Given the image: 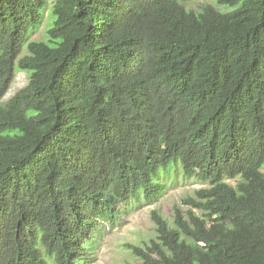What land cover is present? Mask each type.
I'll return each instance as SVG.
<instances>
[{
    "label": "trees",
    "instance_id": "trees-1",
    "mask_svg": "<svg viewBox=\"0 0 264 264\" xmlns=\"http://www.w3.org/2000/svg\"><path fill=\"white\" fill-rule=\"evenodd\" d=\"M190 1L56 0L37 40L49 0H0V264H89L170 164L206 186L141 264H264V0Z\"/></svg>",
    "mask_w": 264,
    "mask_h": 264
},
{
    "label": "rangeland",
    "instance_id": "rangeland-1",
    "mask_svg": "<svg viewBox=\"0 0 264 264\" xmlns=\"http://www.w3.org/2000/svg\"><path fill=\"white\" fill-rule=\"evenodd\" d=\"M56 0H49L43 9L45 19L42 26L33 34V39L46 40L47 30L53 21V6ZM205 3H211L223 12L233 8L220 5L218 0H191L188 6L201 9ZM30 81L27 71L18 70L4 102L13 97ZM158 188L152 202L143 199L142 202H130L122 205V214L113 224L106 222L101 232L96 233V242L93 250L95 260L89 264H141L129 245L145 246L157 239L156 224L152 218V211L157 210L173 224L174 207L184 205L183 200L195 195V190L206 186L201 182L182 177L173 164L162 168L157 177ZM235 183V181L230 180Z\"/></svg>",
    "mask_w": 264,
    "mask_h": 264
}]
</instances>
